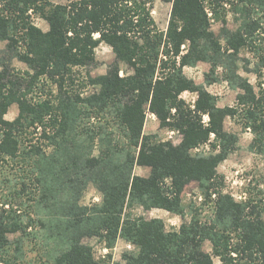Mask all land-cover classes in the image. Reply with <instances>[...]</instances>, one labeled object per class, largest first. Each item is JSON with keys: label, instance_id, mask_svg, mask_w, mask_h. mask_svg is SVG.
Returning <instances> with one entry per match:
<instances>
[{"label": "trees", "instance_id": "obj_1", "mask_svg": "<svg viewBox=\"0 0 264 264\" xmlns=\"http://www.w3.org/2000/svg\"><path fill=\"white\" fill-rule=\"evenodd\" d=\"M33 1L47 23L45 32L24 18L22 9L12 8L31 1L0 0V164L18 169L16 196L27 199L19 204L36 208V216H22L14 208L17 197L0 203L7 208L0 209V264H26L22 257L30 245L23 249L24 240L43 233L57 241L52 264H264V221L257 213L264 204L258 208L251 196L236 201L222 194L216 172L237 143V136L223 129L227 116L235 121L239 112L243 128L253 133L250 148L260 152L264 146V46L255 45L258 24L250 16L256 7L264 11V0H162L172 5L165 34L154 23L148 0H76L72 11L49 0ZM205 3L221 22L223 52L210 31ZM228 11L242 16L233 32L225 28ZM82 23L87 24L77 26ZM100 43L114 60L104 75L92 77L87 68H93L91 52ZM247 45L258 57L256 82L250 85L234 68L228 70L232 88L241 91L235 109L218 108L214 97L183 74V67L198 62L210 64V71L227 58L235 63ZM13 61L23 63L26 72L12 67ZM120 63L132 73L121 76ZM74 69L84 74L76 76ZM45 79L52 88L38 100L28 97ZM184 91L197 92L194 110L178 99ZM13 104L17 115L7 121ZM148 112L160 128L177 131L180 144L144 135ZM205 113L209 121L203 127L199 114ZM210 133L215 142L210 152L191 153ZM136 166L149 174L134 175ZM89 183L100 202L83 205ZM190 183L197 184L198 201L185 207L181 197ZM152 209L178 215L179 228L167 231L161 220L145 217ZM138 210L142 214L133 215ZM91 240L106 252L98 254ZM117 241L130 249L115 261ZM38 247L35 242L30 250Z\"/></svg>", "mask_w": 264, "mask_h": 264}, {"label": "rangeland", "instance_id": "obj_2", "mask_svg": "<svg viewBox=\"0 0 264 264\" xmlns=\"http://www.w3.org/2000/svg\"><path fill=\"white\" fill-rule=\"evenodd\" d=\"M29 1H31L30 2L31 4L29 3L30 5L18 3L16 4V6L14 7L12 6V8L16 12H19V10L22 9V13H23L22 15L24 16V18L28 16L29 20L37 28H39L43 32L47 31L48 30L47 23L39 17L40 13H38L37 11V6H38L37 2L36 1L34 2L33 0H29ZM49 2L53 5L67 6L68 7L67 11H72L74 9L73 7H70V6L73 5V3L76 2V0H49ZM148 2L150 4L149 5L150 15L156 27L165 34L169 19H170V14H171V8H172L171 3H165L162 0H148ZM227 2L230 4L231 2H234V3L237 2V0H230V1L228 0ZM228 3L223 6L225 9L230 10L231 7ZM34 4H35V7H33ZM204 6L206 8V12L208 13L210 31L213 33L214 38L218 40V43L221 47V52H223L224 47H225V41L220 37V34H221L220 29L222 27L221 22L218 21V19H215L212 6H209L207 3H205ZM244 6L245 5H243L242 7ZM2 9H4V7H2ZM216 9H217L216 12H219L221 14L220 8L216 6ZM17 14H20V13H17ZM250 16H251V20L255 21L258 24V28L254 31V34H253V40L256 42L255 45H258L259 42H261L262 45L264 46V11L259 10V8L256 7L254 11L250 13ZM241 17L242 16L240 15V13H232V11H228L226 14V18H225V21H226L225 28L231 32L236 30V28L238 27L240 23L239 20ZM85 24L87 23H84V25ZM84 25L82 23V25L78 24L77 26H84ZM93 37L96 39L98 38V35L94 34ZM186 45H183L181 49L185 50L187 48ZM2 47H3V44H0V49ZM91 54H92V58L94 59L95 63H94L93 68H87V71L90 72V75L92 77L104 75L105 72L107 71L108 66L114 60V55L111 49L106 44L100 43L99 45H97L95 48L92 49ZM236 58L237 59L235 60V63L233 61L230 62L228 58L225 59L223 65L221 63L220 64L218 63L217 65L213 67L212 71H210V67H209L210 64L208 65V63H205V62H198L196 63L195 68L192 66H186L185 68L183 67L184 68L182 69L183 74L189 80L191 79V76H196V81L199 82L200 75H197V74L201 72V66L203 68L204 66H206L207 69L204 71L205 73H203L204 74L203 75L204 84H210V83L221 84L222 81H227L228 86L230 88V93L229 95L226 96L228 98L227 104L230 106L228 108L235 109L236 102H237V99H236L237 91L232 88L230 81L228 80V78H226L228 70L232 71L234 68L236 71V74L239 77L247 79V81L251 85L254 86L256 82L254 70L256 69V65H257L256 63L258 60L257 53H255L254 50L250 49V46L248 45L239 50ZM12 67H14L21 74L26 72V66L23 63H20L18 61H13ZM78 69H74L75 70L74 75L77 76L78 74L81 76L82 74H84V70H78ZM119 71H120L121 76L132 73L131 69L128 68L123 63H120ZM262 72L264 73L263 69H262ZM263 73H262L261 80H263V77H264ZM50 86L52 88L50 81L45 79L44 87H42V84H36L32 88L29 89L28 97H31L33 100H38V96H40V93L44 94V92H48V89L50 88ZM255 90L257 91L256 88ZM238 92L239 94H241V91H238ZM17 112H18L17 106L15 104L11 105L8 108L6 115L4 116L5 120L7 121L13 120L16 117ZM238 115H240L239 112L236 113V119H234L235 126L230 125L229 128L231 131L236 133L237 138L241 139L240 141L244 144L241 147L243 148L244 146V150H242L241 152L240 146H239L236 153H234L232 156V158L234 157L232 164H236V165L235 166L233 165L231 167L228 166L226 167L225 171L218 173V176H221L222 178L220 190L222 194H227V193L233 194L234 199L236 201H243L246 197L251 196V199L256 201L258 208H261L264 204V146L262 150H260V152L257 149L252 150V148H250L249 145L251 143L248 145L247 144L248 139L246 138L244 139L245 131L243 129V126L240 121V117ZM155 136H157V139H161L160 135L155 134ZM252 138L253 137L251 135V139ZM191 153H195V152H191ZM0 167H1L0 169V203L3 204L4 202L2 201H6L7 199L11 200L12 198L17 197L16 192L19 189V185H18L19 180L17 181L15 174H19V173H18V169H15L14 167L4 166L1 164H0ZM235 171H238L237 175L235 174ZM140 174L143 176L147 175L146 171H142V170ZM197 193H198L197 184L190 183L186 187L181 197L182 204L186 207L191 199L192 200L196 199L195 194ZM10 195H13V197L12 198L9 197ZM16 200H17L16 201L17 203H13L14 208L18 209V212H20L19 213L20 215L23 216V215L28 214L30 217L36 216V208L25 206V204L24 205L19 204V202L27 200L25 197H23V195H20V197H17ZM10 202H12V200ZM98 202H100V194L95 189V187L91 183H89L81 198V204L92 205ZM15 205L16 206L19 205V207H16ZM4 208H6V206L4 207V205L3 206L0 205V209H4ZM259 211H260V217L264 221V211H262L261 209H258L257 210L258 215H259ZM134 214H137V215L142 214V210L134 211L133 215ZM144 214H145V217L151 218V216L149 215V212H145ZM171 215L173 216V218L177 219L178 222L180 221L179 216H175L173 214ZM206 216H207V213L204 211L203 214L201 215V218L205 219ZM186 220H188V218ZM178 224H180V222ZM169 230L176 231L177 226L170 225ZM18 236H19V233L9 234L8 238L12 240ZM38 236L39 235H37V238H34L33 240L31 238L24 240L23 249L26 248L28 245L30 246L27 248V251H26L27 254L25 253L23 255L22 260H25L26 264H41L40 262H42L45 259L44 260L45 264H52V259L58 253V249H59V248L57 249V241L56 239L52 240L51 238L48 237L49 235L46 236L44 233L40 235L41 237H39V239H38ZM35 242H39V247L38 249L35 248V250L39 252V255L42 257L41 259L38 258L40 256L37 255L36 251L32 252L30 250V247H32L33 243ZM91 242H92V246L95 247L96 250L99 249L98 254H103L102 249H100V246L102 245L96 244V242L95 241L93 242L92 240L89 243ZM204 247L206 251L209 250L208 244H205ZM124 248H125L124 244L119 242L118 245H116L115 249H113L112 253H113V259L115 261H118L120 259Z\"/></svg>", "mask_w": 264, "mask_h": 264}, {"label": "crops", "instance_id": "obj_3", "mask_svg": "<svg viewBox=\"0 0 264 264\" xmlns=\"http://www.w3.org/2000/svg\"><path fill=\"white\" fill-rule=\"evenodd\" d=\"M195 66L196 65H194L192 67L195 68ZM209 67H210V65H209ZM206 69H207L206 66H204V68L201 66V72L199 74H197V75H200L199 76L200 77L199 82L196 81V76H191L190 80L194 83V85L200 86L210 96L214 97L216 106L218 108L230 107L227 104L228 98L226 97L230 93V88L228 86L227 81H222L221 84H215V83L204 84V81H203V75L204 74L203 73H205L204 71ZM214 88L220 89V94H218V95L215 94L214 95L212 93ZM233 89L237 91V93H236V96H237V94H239V92H238L239 89H235V88H233ZM197 97H198L197 92L184 91V92H182L179 95L178 99L183 100L185 102V104L188 105L190 110H194V105H195V101H196ZM226 105H228V106H226ZM173 112L174 111H172V113ZM199 115H200L201 123H202L203 127H206L207 124H208V121H209L208 115L206 113L205 114H199ZM230 125L235 126V122L233 121V119H231L229 116H227L224 119V121H223V129L227 133H232V134L236 135L235 132L230 130V128H229ZM243 129L245 131L244 132V134H245L244 135V139L245 138L248 139L247 144L249 145L250 143H252L253 138L251 139V135L253 137V134H252V132H251V130L249 128H243ZM142 132H143L144 135H155V134H158V135H160L161 141H169L173 146L180 144L181 139H182L181 138L182 136L179 135L177 133V131L169 130L167 128H160L159 121L156 118V116L154 114H152V113H149V112L146 113V116H145V119H144V123H143ZM172 132L174 134H172ZM161 135H163V136H161ZM240 140L241 139L237 138V143H236L235 150L225 160H223L218 165V167L216 169L217 174L219 172L225 171L226 167H228V166L231 167L233 165L234 166L236 165V164H232L233 159H234V157L232 158L233 154L236 153V151L239 148V146H240V151L241 152H242V150H244V146H243V148L241 147L244 144ZM205 144H208L209 147H210V145L215 144V142H214V134L210 133L208 140L206 142H203V143L199 144L198 146L201 147V146H203ZM197 147H195V148H197ZM195 148L191 149V152H195L194 151ZM141 170L142 171H146L147 175L149 174V169L148 168L139 167V166L134 167L133 174L137 175V176H141V177H146L147 175L143 176V175L140 174ZM171 214L172 213H170V212H168L166 210H163V209H152L151 211H149V215L151 216V218H156V219L161 220L163 225H164V228L167 231H170L169 230L170 225L171 226L176 225L177 229H178L180 224H181V218L179 217L180 218V221H179L180 224H178L179 223L178 220L173 218V216ZM173 215H175V214H173ZM175 216H178V215H175ZM119 242L123 243L122 241H117L113 249H115L116 245H118ZM123 244H124V247H125L124 250H129L130 249V247L128 248V245H126L125 243H123Z\"/></svg>", "mask_w": 264, "mask_h": 264}, {"label": "built area", "instance_id": "obj_4", "mask_svg": "<svg viewBox=\"0 0 264 264\" xmlns=\"http://www.w3.org/2000/svg\"><path fill=\"white\" fill-rule=\"evenodd\" d=\"M212 93L215 95H218V94H220V89H218V88H214V90L212 91ZM172 134H174L173 132H172ZM210 147H209V145L208 144H205V145H203V146H201V147H198V148H195V152H203V153H205V154H207V153H209L210 152ZM216 152V151H215ZM235 174L237 175L238 174V171H235ZM232 196H233V198H234V195L233 194H231ZM213 198L215 197V195H213L212 196ZM130 246H128V248H129ZM103 251V253L104 252H106L105 250H102Z\"/></svg>", "mask_w": 264, "mask_h": 264}]
</instances>
